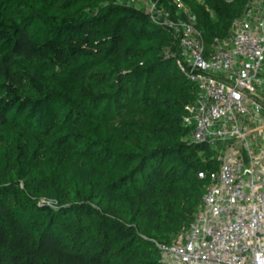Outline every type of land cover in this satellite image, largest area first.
<instances>
[{
  "label": "trees",
  "instance_id": "16d2710c",
  "mask_svg": "<svg viewBox=\"0 0 264 264\" xmlns=\"http://www.w3.org/2000/svg\"><path fill=\"white\" fill-rule=\"evenodd\" d=\"M183 1L206 56L250 0ZM159 3L177 19L172 0ZM181 36L125 0H0V264H161L158 244L198 210L197 173L220 164L183 121L197 87L164 54ZM36 140L79 162L130 221L87 200L39 203V181L33 196L7 184L30 173Z\"/></svg>",
  "mask_w": 264,
  "mask_h": 264
},
{
  "label": "built area",
  "instance_id": "2783aa9c",
  "mask_svg": "<svg viewBox=\"0 0 264 264\" xmlns=\"http://www.w3.org/2000/svg\"><path fill=\"white\" fill-rule=\"evenodd\" d=\"M172 1L179 14L185 2ZM247 5L256 24L236 17L227 45L215 38L206 56L195 26L171 18L159 0L147 8L153 22L185 27L176 32L182 34L176 64L197 87L183 117L192 126L189 140L221 146L218 169L197 173L207 185L191 223L170 244H158L161 264H264V0ZM243 118L258 123L254 131Z\"/></svg>",
  "mask_w": 264,
  "mask_h": 264
},
{
  "label": "rangeland",
  "instance_id": "374dc122",
  "mask_svg": "<svg viewBox=\"0 0 264 264\" xmlns=\"http://www.w3.org/2000/svg\"><path fill=\"white\" fill-rule=\"evenodd\" d=\"M151 0H125L127 4L133 5L145 13H147L148 5ZM225 2H230L232 0H223ZM249 5H245L242 9L241 14L238 16L239 19L245 20L246 23L250 22V26L253 27L256 23L249 10ZM179 21L183 24H189L190 26H195V20L193 14L189 10L188 6L185 5L179 10ZM183 24H178L176 21L172 25H168V30L171 34L181 30L182 33L185 31ZM232 36V31L230 30L229 35L219 43L220 46L227 45V42ZM75 49H80L81 47L75 46ZM181 52L180 47L177 52L171 51L167 48L164 51L165 55H171L172 53L179 56ZM259 77L264 78V64L260 68ZM93 91L103 92L106 91L102 86H95ZM259 95L264 98V89L259 92ZM262 98V99H263ZM263 102V100H260ZM263 105V103H261ZM264 113V110H261ZM248 126V129L256 128L257 122H250L246 120L244 125ZM139 148H149L147 144L141 143ZM221 149L219 146L218 150ZM30 163L28 168L30 173L28 175L12 176L7 180V184L13 185L15 188L25 192L26 194L33 196L32 193V183L39 181L41 184V189L36 195V200L39 203L47 204L50 206L57 207L59 204L64 202H73L76 200H87L91 202L95 207L98 208L100 212L108 213L115 217H118L124 221H130L131 215L129 208L120 202H112L107 197L103 196L98 187H95L90 180L85 179L79 169L81 165L79 162H68L65 161L63 156L58 153V150L54 148L50 143H46L43 140H36L30 149L29 156ZM32 179H34L32 181ZM183 229L178 231L174 235V239H177Z\"/></svg>",
  "mask_w": 264,
  "mask_h": 264
},
{
  "label": "crops",
  "instance_id": "0c3cea01",
  "mask_svg": "<svg viewBox=\"0 0 264 264\" xmlns=\"http://www.w3.org/2000/svg\"><path fill=\"white\" fill-rule=\"evenodd\" d=\"M246 120L247 119L243 118L242 122L244 123ZM244 126L247 128L248 131H253V129H248V126L246 124Z\"/></svg>",
  "mask_w": 264,
  "mask_h": 264
}]
</instances>
